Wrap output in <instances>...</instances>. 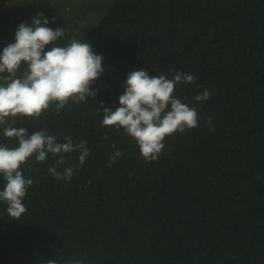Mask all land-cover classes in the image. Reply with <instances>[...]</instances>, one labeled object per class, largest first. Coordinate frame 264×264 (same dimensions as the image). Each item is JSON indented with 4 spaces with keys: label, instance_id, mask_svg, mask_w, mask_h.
I'll return each instance as SVG.
<instances>
[{
    "label": "trees",
    "instance_id": "trees-1",
    "mask_svg": "<svg viewBox=\"0 0 264 264\" xmlns=\"http://www.w3.org/2000/svg\"><path fill=\"white\" fill-rule=\"evenodd\" d=\"M21 1L9 10L0 0V52L42 11L66 30L58 44L88 41L103 54L98 101L119 107L134 69L194 74L175 95L199 123L166 137L163 154L146 163L135 139L101 124L91 98L16 117L15 127L61 142L69 135L91 152L70 182L49 174L51 156L29 161L26 213L12 219L0 203V264H264V0ZM205 88L211 98L196 102ZM0 143L17 146L2 127ZM116 150L124 154L109 167ZM77 157L65 154L66 165Z\"/></svg>",
    "mask_w": 264,
    "mask_h": 264
},
{
    "label": "clouds",
    "instance_id": "clouds-1",
    "mask_svg": "<svg viewBox=\"0 0 264 264\" xmlns=\"http://www.w3.org/2000/svg\"><path fill=\"white\" fill-rule=\"evenodd\" d=\"M55 20L56 17L50 20L44 12H37L31 24L18 25L15 41L0 52V74H7L0 77L4 81L0 83V127L4 137L17 142L15 147L0 143V177L4 181L0 203L7 206L8 216L15 220H20L27 211L23 200L34 183L31 159L47 163L51 156L55 162L48 167L49 174L58 181L70 182L74 171L85 164L91 152L84 140L76 143L65 135L61 142L58 133L53 135L40 129L30 134L27 127L13 126L16 117L39 118L52 108L59 114L69 104L79 105L89 98L98 101L99 89L93 85L105 72L103 54L96 53L88 41L72 39L65 45L58 44L66 30L50 27ZM195 83L194 74L173 71L169 79L164 74L151 76L145 69H134L122 84L124 92L119 96V107L113 110L104 101H98L101 124L122 128L135 139L146 163L156 160L165 150L166 137L198 126L197 109L184 102L186 97L175 95L178 85ZM211 94L205 88L193 99L198 103L207 101ZM211 122L212 118L208 117V124ZM73 152H78V163L66 165L65 154ZM123 154L122 150H116L108 166ZM22 166H26L28 176ZM61 166H64L62 170ZM45 264H60V261L49 259ZM66 264H84V261L77 259Z\"/></svg>",
    "mask_w": 264,
    "mask_h": 264
},
{
    "label": "rangeland",
    "instance_id": "rangeland-1",
    "mask_svg": "<svg viewBox=\"0 0 264 264\" xmlns=\"http://www.w3.org/2000/svg\"><path fill=\"white\" fill-rule=\"evenodd\" d=\"M2 3L4 5H7L9 10L16 9L18 7V5H23V2L21 0H3ZM5 7L6 6H4L3 8H5Z\"/></svg>",
    "mask_w": 264,
    "mask_h": 264
}]
</instances>
